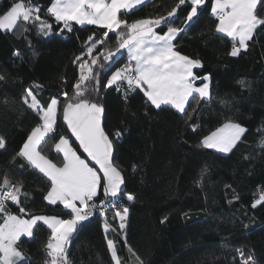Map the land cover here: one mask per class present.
I'll list each match as a JSON object with an SVG mask.
<instances>
[{
	"label": "trees",
	"instance_id": "obj_1",
	"mask_svg": "<svg viewBox=\"0 0 264 264\" xmlns=\"http://www.w3.org/2000/svg\"><path fill=\"white\" fill-rule=\"evenodd\" d=\"M212 1L205 0L187 25L190 3L180 5L174 18L159 29H184L174 41L176 50L202 62L201 68L194 69L197 76L210 77L212 100L200 104L199 97L193 100L187 108L188 113L196 110L191 120L168 106L162 110L150 106L140 90L125 97L116 87L101 88L97 102L105 108V130L123 132L113 163L123 173L124 189L118 200L109 198L102 215L95 213L78 225L67 253L71 264H114L108 239L115 241L121 264H240L237 250L243 251L245 259L251 255L256 264H264V203L252 207L264 189V29L254 34L247 50L230 56L232 42L216 31ZM12 2L0 0V14ZM50 2L32 0L41 7L42 18L52 24L48 36L30 24L27 32L23 25L11 32L0 29V76L4 77L0 80V137L6 141L0 149V182L7 175L23 185L28 198L21 196V206L28 212L68 218L63 205L44 200L50 187L47 178L16 156L31 129L40 123L22 97L30 88L46 107L56 95L62 112L64 97L59 93L67 91L71 96L79 78L75 57L85 51L89 36L103 39L106 29L73 22L71 31L61 30L63 25L47 14ZM178 4L179 0H149L130 14L122 12L120 18L132 22L166 16ZM259 15L264 16V7ZM118 47L116 34L109 33L93 54L99 64H105L98 54L115 52ZM121 53L111 71L102 75L103 82L126 60L125 50ZM241 80L244 87L238 83ZM227 120L247 129L241 141L229 153L204 147L203 137ZM56 132L70 136L61 122ZM58 137L50 135L40 149L55 163L62 159L54 147ZM110 138L115 140L114 135ZM73 146L81 152L76 143ZM128 193L134 195L133 201L125 197ZM98 195L99 203L105 199L102 188ZM125 207L129 214L121 232L115 212ZM9 208L19 213L17 206ZM166 216L167 221L161 223ZM105 223L110 225L107 233ZM50 234L40 222L33 237L21 238L18 246L26 257L22 264H44Z\"/></svg>",
	"mask_w": 264,
	"mask_h": 264
},
{
	"label": "snow or ice",
	"instance_id": "obj_2",
	"mask_svg": "<svg viewBox=\"0 0 264 264\" xmlns=\"http://www.w3.org/2000/svg\"><path fill=\"white\" fill-rule=\"evenodd\" d=\"M147 2L149 0H51L47 7V14L63 25L61 30L71 31L74 22L81 26L95 25L106 31L104 38L100 40L95 39V34L89 36L85 42V51L75 57L73 63L79 66V78L73 85L74 93L71 96L67 91L59 93L64 97L62 113L61 101L56 95L44 107L30 88L25 90L22 101L38 115L40 123L31 129L16 156L24 158L47 178L50 187L44 200L51 205H63L70 218L28 212L25 206H21V196L25 200L28 198V194L22 191L23 185L12 184L5 175L0 182V264H22L26 257L18 242L22 237H33L40 222L51 231L45 246L46 256L49 258L46 264H71L67 245L77 226L88 220L94 209L107 207L109 198L118 200L123 191L124 177L113 163V158L116 143L121 140L123 132L117 130L114 134H109L105 130V108L97 102L101 88L108 90L116 87L118 91L124 92L125 97L140 90L150 106L159 110L168 106L181 115L188 116L189 120L196 112L195 109L193 113L187 111L193 100L199 97L198 104L211 102L209 75L198 77L194 74V69L201 68L202 62L176 50L174 41L184 29L169 26L163 34L159 31L164 24L169 23L170 18H174L180 5L190 3L191 10L184 21L187 25L197 16L198 8L205 0H179V4L166 16L132 22L120 18L122 12L130 14ZM262 7L264 0H213L211 11L218 20L216 31L230 38V56L236 57L242 50H247L248 42L254 34L264 29V16L259 15ZM41 10L32 0H13L11 6L0 14V29L11 32L23 25V31L27 32L30 30L27 25L30 24L39 34L48 36L52 24L42 18ZM109 33L116 34L119 47L115 52L99 53L106 62L99 64L97 55L93 53L98 45L105 42ZM122 49H127L128 62L112 71L106 83L103 82L102 75L115 66L117 58L122 56ZM14 55L18 56L19 53ZM96 67L100 71H96ZM3 79L0 76V80ZM197 80L200 81L199 86L195 84ZM238 83L241 87L245 86L243 80ZM88 84H93V87H87ZM93 93L96 98H93ZM220 103L227 106L226 101L222 100ZM61 116L70 136L56 132ZM195 129L196 125H193V130ZM246 131L240 123L227 120L203 137L202 144L206 148L229 153L241 141ZM50 135H59L54 147L57 156L62 154V164L54 163L40 150ZM111 135L115 136V140L110 138ZM71 137L75 138L74 141ZM76 142L82 152L73 147ZM5 147L6 141L0 137V149ZM261 147H264V141L261 142ZM136 170L134 167L133 171ZM100 188L103 189L105 199L99 200L97 205L95 200L99 199ZM126 198L128 201L135 199L130 193L126 194ZM9 201L19 207L18 214L10 211L7 206ZM262 203L264 189L253 200L252 207ZM128 214L127 207L122 212H115L121 231L126 228ZM26 216L30 218H25ZM167 219V216L164 217L161 223H165ZM104 229L107 233L110 225L105 223ZM107 246L114 264H121L115 241L108 239ZM237 251L241 257L240 264H256L251 255L245 259L243 251Z\"/></svg>",
	"mask_w": 264,
	"mask_h": 264
},
{
	"label": "crops",
	"instance_id": "obj_3",
	"mask_svg": "<svg viewBox=\"0 0 264 264\" xmlns=\"http://www.w3.org/2000/svg\"><path fill=\"white\" fill-rule=\"evenodd\" d=\"M212 3H213V1H212ZM211 9H212V4H211ZM211 13H212V11H211ZM212 14H213V13H212ZM217 23H218V22H217ZM166 30H167V29H166ZM166 30H165V31H166ZM163 32H164V31H163ZM163 32H160V33L163 34ZM124 50H125V52H126V60H125L124 62L127 63V62H128V52H127V49H124ZM181 54H182V53H181ZM183 55H184V54H183ZM114 71H115V70H114ZM194 74H195V73H194ZM110 75H111V74H110ZM195 75H196V74H195ZM204 75H206V74H204ZM204 75H203V76H204ZM207 75H208V74H207ZM196 76H197V75H196ZM203 76H198V77H203ZM195 84H196V86H199L200 81L197 80V81L195 82ZM49 102H50V101H49ZM220 126H221V125H220ZM220 126H219V127H220ZM34 127H35V126H34ZM217 128H218V127H217ZM217 128H216V129H217ZM216 129H214L213 131H215ZM30 132H31V131H30ZM210 133H211V132H210ZM210 133H209V134H210ZM209 134H208V135H209ZM206 136H207V135H206ZM26 139H27V137H26ZM26 139H25V140H26ZM25 140H24V141H25ZM58 140H59V137L57 138L56 142H57ZM56 142H55V143H56ZM23 143H24V142H23ZM23 143H22V145H23ZM22 145H21V147H22ZM21 147H20V148H21ZM73 147H74V146H73ZM19 150H20V149H19ZM215 150H216V149H215ZM43 155H44V154H43ZM60 155L62 156V154H60ZM53 162H54V161H53ZM54 163H55V162H54ZM57 164H62V159H61V162H60V163H57ZM98 192H99V190H98ZM46 194H47V193H46ZM125 197H126V194H125ZM7 206H8V205H7ZM8 208H9V206H8ZM9 209H10V208H9ZM10 211H11V210H10ZM122 211H123V210H122ZM122 211H121V212H122ZM13 213H14V212H13ZM35 215H44V214H35ZM47 216H57V215H47ZM25 218H30V217L26 216ZM61 218H62V217H61ZM69 218H70V217H68V218H63V219H69ZM0 222H2V221H0ZM119 223H120V221H119ZM119 223H118V225H119ZM123 232H124V230H123ZM25 237H26V236H25ZM28 238H29V237H28Z\"/></svg>",
	"mask_w": 264,
	"mask_h": 264
},
{
	"label": "built area",
	"instance_id": "obj_4",
	"mask_svg": "<svg viewBox=\"0 0 264 264\" xmlns=\"http://www.w3.org/2000/svg\"><path fill=\"white\" fill-rule=\"evenodd\" d=\"M124 64H126V62H121L116 68H118V67H121V66H123ZM12 182V184H19V183H17V182H14V181H11ZM95 203L97 204V205H99V203L95 200ZM7 205H13V206H16V205H14L12 202H7ZM103 210H104V208L103 209H100V208H97V209H94L93 210V215L95 214V213H97V214H99V215H102L103 214ZM92 215V216H93ZM91 217V216H90ZM47 259H49L47 256L44 258V264H46V260Z\"/></svg>",
	"mask_w": 264,
	"mask_h": 264
},
{
	"label": "water",
	"instance_id": "obj_5",
	"mask_svg": "<svg viewBox=\"0 0 264 264\" xmlns=\"http://www.w3.org/2000/svg\"><path fill=\"white\" fill-rule=\"evenodd\" d=\"M62 113V112H61ZM103 121H104V116H103ZM61 123H62V116H61ZM63 124V123H62ZM64 126H65V128L67 129V127H66V125L65 124H63ZM67 132H68V130H67ZM69 133V135H70V132H68ZM71 139L74 141V137H71ZM76 145L78 146V142H76ZM80 151L82 152V150L80 149ZM84 155H86V154H84ZM116 166V165H115ZM117 167V166H116ZM118 168V167H117ZM119 169V168H118ZM122 175H123V173H122ZM124 177V176H123ZM124 189V184L122 185V190ZM77 229H78V226H77ZM77 231V230H76ZM76 234V232H74L73 233V236H72V238L74 237V235ZM72 238H71V240H72ZM71 240L69 241V243H68V245H67V253H68V250H69V247H70V243H71Z\"/></svg>",
	"mask_w": 264,
	"mask_h": 264
},
{
	"label": "rangeland",
	"instance_id": "obj_6",
	"mask_svg": "<svg viewBox=\"0 0 264 264\" xmlns=\"http://www.w3.org/2000/svg\"><path fill=\"white\" fill-rule=\"evenodd\" d=\"M121 231V230H120ZM121 232H123V231H121Z\"/></svg>",
	"mask_w": 264,
	"mask_h": 264
}]
</instances>
